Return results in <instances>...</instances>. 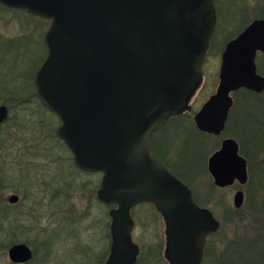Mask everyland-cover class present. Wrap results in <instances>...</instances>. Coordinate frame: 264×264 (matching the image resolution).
I'll list each match as a JSON object with an SVG mask.
<instances>
[{"label": "water", "instance_id": "water-1", "mask_svg": "<svg viewBox=\"0 0 264 264\" xmlns=\"http://www.w3.org/2000/svg\"><path fill=\"white\" fill-rule=\"evenodd\" d=\"M49 21L47 55L35 75L42 105L60 121L57 137L83 172L102 174L97 195L117 205L112 230L129 243L130 208L152 203L167 229L170 264H199L205 238L219 229L208 209L151 156L153 134L173 117L191 110L216 25L213 0H0ZM264 54V21L255 20L229 41L220 56L218 85L193 117L196 128L218 135L232 106L230 93L264 90L255 57ZM8 110L0 105V126ZM232 167L224 174L217 160ZM208 169L216 186L236 176L246 181L236 144L223 142ZM17 195L8 203L15 204ZM242 193L234 197L239 207ZM126 232V234H125ZM115 249V245H114ZM185 252L176 260L173 253ZM190 253V255H189ZM11 263L25 264L31 249L7 250ZM189 259V260H188ZM128 257L122 264H132Z\"/></svg>", "mask_w": 264, "mask_h": 264}, {"label": "rangeland", "instance_id": "rangeland-1", "mask_svg": "<svg viewBox=\"0 0 264 264\" xmlns=\"http://www.w3.org/2000/svg\"><path fill=\"white\" fill-rule=\"evenodd\" d=\"M241 1L252 9V16L260 18L263 9L260 0L222 2L230 4L229 6L240 2L236 7H243ZM220 6L223 7L221 4ZM230 13L228 11L225 14L229 17ZM239 17L240 15L235 16V20L224 29L218 27L213 36L203 66L201 86L191 99V112L183 116L185 122L176 125V120H172L166 124V129L172 126L173 134L165 138V141L169 140L172 145L180 148V154L176 153V150L179 152L178 148L174 149V153L171 150L164 160L183 181L191 184L202 203L210 206L220 220L217 235L222 238L223 245L217 244L219 255L224 250V244L235 240L247 244L252 239L251 235L257 234L252 228L256 227L261 231L264 227V218L227 214V209L232 207V193L230 190H217L206 171L207 157L217 148V139L199 134L188 123L216 89L221 50L227 40L244 28L247 14H242L241 21L238 20ZM46 22L48 28L49 22ZM19 26L22 31H19ZM40 30L37 17L0 5V105L7 106L9 111L7 125L0 132V157L1 161L5 160L8 164L0 169L8 174L6 181L9 184L2 197L7 200L13 194L19 198L15 206L8 203L11 208L8 211L11 227L6 224L4 229H0V264H12L7 257V250L18 243L25 244L32 250V260L27 264H83L85 260L81 253L85 249L76 243L88 239L87 222H82L78 216L77 223L68 222L62 226L58 206L69 203L78 208V212L84 213L86 200L98 188L101 174L84 173L75 168L71 153L56 136L60 122L51 112L44 107L29 105V102L17 104L21 101L18 99L32 92L31 78L36 69L34 62L41 56ZM237 98L242 100L241 104H247L246 97L242 94ZM242 117L238 122L240 125L245 123L241 120ZM236 121L237 118L234 117L228 124L230 131L235 127ZM155 137L157 138H154V142L152 140L151 145L154 150H158L156 144L158 145L160 134ZM158 152L160 153L159 150L155 153L157 156L160 155ZM261 168L262 173L257 172L260 173L258 179H264V165ZM258 179L254 180L250 193L257 205L252 207L251 201H247L243 208L245 211L264 210V180ZM219 199H223V207L218 203ZM72 233L76 234L73 236ZM216 240L218 241L217 238ZM210 261L211 258L207 264Z\"/></svg>", "mask_w": 264, "mask_h": 264}, {"label": "flooded vegetation", "instance_id": "flooded-vegetation-1", "mask_svg": "<svg viewBox=\"0 0 264 264\" xmlns=\"http://www.w3.org/2000/svg\"><path fill=\"white\" fill-rule=\"evenodd\" d=\"M222 1L213 0L215 15H216V25L213 36L217 33L218 27H222L224 29L225 26H227L229 23L235 20L233 19L235 18V16L240 15L238 20L241 21L242 14L244 13L247 14V17L244 19L245 22L243 23V25L245 24L244 28L239 33H237L235 37H237L253 21L255 20L264 21V0H260L263 3V7H262L263 9L260 18L257 17L256 15H255L256 17L252 16L253 14L252 9H250L246 4V2L244 1H241L243 7H236L240 2H238V4L235 3L229 6L230 4L227 5L225 4V2L223 3ZM220 4L223 7H229V8H223L220 6ZM0 5L4 6L2 4ZM4 7H6L7 9H13V11H21L23 13H27L26 11L21 9H14L7 6ZM225 9L231 11L229 16L230 18L227 17V14H225L226 12H228ZM27 14L31 15L29 13ZM35 17H37V19L40 21L41 30L39 31V34L41 39L40 42L41 56L39 57L38 61L35 60L34 62L36 69L34 70L33 77L31 78L32 87L30 89L32 90V92L26 95L25 97L18 99L21 101H18L17 104L20 103L27 104L29 102V105L43 107L36 93L35 75L47 55V48L44 42V37L47 31V22L44 18H40L38 16ZM19 31H22V28L20 26H19ZM235 37H232L231 39L227 40L225 45ZM223 49L221 50V53ZM258 62L260 63L262 62L264 64L263 53L258 52L256 54L255 64H256L257 74L264 78L263 73L257 67ZM217 79H218V73H217ZM244 90L251 92L243 88L230 93V96L232 98V106L228 111L224 128L220 132V134L211 135L199 131L196 128L193 121L194 114L197 111L193 114L191 121L193 122L194 127L199 134L201 133L206 136L209 135L217 139V148L207 157L206 160V171L209 174L212 182L213 179L208 169V161L213 154L218 153L222 150L224 141L226 140L234 141L236 144V156L243 160L244 172L246 175L245 183L241 184L236 176H232L231 183L224 187L216 186L213 182L214 187L220 192L230 190L232 193V202H231L232 207H229V209H227L226 211L227 214H231L233 216H242L246 214L249 216H255V217L257 216L259 218H264L263 209H252V211L250 210V212L245 211L243 209L247 201L248 202L251 201L252 207H254V205L255 206L257 205L255 204L256 203L255 198H253V196L251 197L252 194L250 193H251V188L254 184V180L258 179V175L260 176V173L257 172H261L262 170L261 166L264 165V144L256 142V139H258L259 135H256L254 129L253 130L245 129L244 127L245 123L243 124L242 121H241L242 125L238 124V122L240 121V117L243 116L241 118V120H243L245 115H247L251 119V124H253L256 121L253 110V104L250 103L252 101L251 98H246V99H250V102L249 100L247 101L245 99L247 104H241L242 100H238L237 98L239 94L245 96ZM263 92L264 90L261 93H254V92L251 93L255 95H261ZM240 105L243 106L240 108L238 107ZM237 108L238 110L236 111ZM190 112H185L183 114L170 118L169 120L166 121V123L162 126V128H160L158 131H156L153 134L151 139V144H152V140L154 142V138H157L155 137V135L158 136L160 134L158 145L156 144V149L160 151V153L158 152L160 155L159 156H157V154L154 155L151 154V155L154 159L159 161L168 170L170 174L176 177L181 183H183L190 190L192 200L199 208L208 209L212 212L214 218L220 223L221 226V222L216 217L214 210H212L210 206L203 204L201 198L192 188L191 184L183 181L182 178L179 177L164 160V157L167 155L168 152L173 150L174 153V149L178 148L175 144L174 145L171 144V146H169V144L171 143L169 140L165 141V138H169V135L173 134V132L171 131L172 126L166 129L167 128L166 124L172 120H176V125L181 123L183 124V122H185L183 116L187 115ZM234 117L237 118V121L234 124L235 127H232L231 128L232 130L230 131L229 130L230 127L228 124L230 123V121L234 119ZM261 134L262 136H264L263 132ZM151 147L153 146L152 145L150 146V151H151ZM158 150H155V153ZM178 150L179 152L176 150V153L180 154V148H178ZM217 164L219 170H221V172H223L224 174L232 172V167L227 162L225 163L223 159L218 158ZM258 180L262 181L264 179L259 178ZM98 188L95 190L94 193H91V195L88 196L86 200V208L84 213L78 212L79 211L78 208L71 206L69 203L64 204L62 207L58 206V208H60V216H61L60 224L62 226H64L68 222L77 223L79 221V219L77 218L78 216L80 217L82 222L83 220L87 222L86 228L89 232V236L87 240L89 241L87 242V240L86 241L84 240V242H82L80 240L77 241L78 243H76V245H81L85 249V251L81 253V257H83L82 259L86 261V262L83 261V264H122L127 260L128 257L134 259L132 264H170L169 248L166 240L167 226L163 217L157 211L156 207L150 202H140L133 205L130 208L129 219H128L130 223V229L128 232V240H129L128 243L126 242L127 240L125 239L124 233L121 230L116 231V233H114L112 230L113 217H114V213L116 212L117 205L114 203L102 201L97 195ZM246 189L248 191L247 194H246ZM237 192L242 193V201L239 207L235 206V202H234V197ZM92 201H94V204L92 203ZM223 202H224L223 199L218 200V203L221 204V207H223L224 205ZM17 203L10 205L15 206ZM56 212L58 211L56 210ZM219 230L217 232L209 234L205 238L199 264H207L209 258H211L210 264H239V263L264 264V227H262L261 231L256 227L252 228V230L255 231L257 234L251 235L252 238L250 239L251 242L247 244L241 241H232L226 243V245L224 244V250H223L224 252L223 251L222 253L220 252L221 253L220 255L218 254L216 249L217 244L223 245V243L221 242L222 238L217 235ZM75 234L76 233H72L71 235L74 236ZM214 237H216L218 241ZM114 245H115V249H114ZM229 253H234L232 256L236 258L233 261H231L232 263H228L227 262L228 260L226 258H222L224 254H229ZM173 255L176 258V260H179L180 257H182L183 259L186 258L185 252L181 254H179V252H174ZM32 257H33V253H32ZM31 260L29 262H31Z\"/></svg>", "mask_w": 264, "mask_h": 264}, {"label": "trees", "instance_id": "trees-1", "mask_svg": "<svg viewBox=\"0 0 264 264\" xmlns=\"http://www.w3.org/2000/svg\"><path fill=\"white\" fill-rule=\"evenodd\" d=\"M261 63L258 62L257 67L264 74V65H262L263 63L262 64ZM244 94H245L246 98H251V100H252L250 102V99H246L247 101L249 100V102L251 104H253V110H254L255 120H256L253 124H251V119L247 115H245V117L243 118V121L245 122L244 127H245V129H248V130L254 129L256 135H259L258 139H256V142L264 144V136H262V134H261L262 132L264 133V123H263L264 122V92L261 95H255L251 92L245 91ZM248 112H251V111H248ZM8 120H9V118H8ZM8 120L2 126H0V132L7 125ZM188 123L191 127L192 126L194 127V124L191 120ZM59 142H61L65 146V144L61 140H59ZM169 146H171V143L169 144ZM151 154L152 155L155 154L154 147H151ZM1 159H2V157H0V161H1ZM1 162H2V166H0V168L4 167L7 164L5 160L1 161ZM7 176H8V174L6 172H3L2 169H0V229L1 230L5 228L4 226H6V224H8V226L11 227V221H10V217L8 214V211H11L10 210L11 208L9 207L7 200L2 197L3 191L9 187V184H7V181H6ZM230 242H232V241H230ZM233 254L234 253L226 254V256H224L223 258H226L228 260L227 261L228 263H232L231 261L236 259L234 256H232ZM242 256H240V257H242ZM239 264H241V263H239Z\"/></svg>", "mask_w": 264, "mask_h": 264}]
</instances>
